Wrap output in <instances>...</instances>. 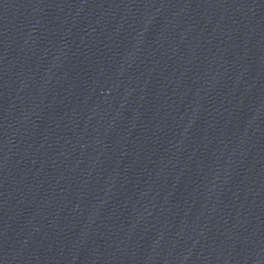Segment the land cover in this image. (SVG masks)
<instances>
[{
	"label": "water",
	"instance_id": "95a60500",
	"mask_svg": "<svg viewBox=\"0 0 264 264\" xmlns=\"http://www.w3.org/2000/svg\"><path fill=\"white\" fill-rule=\"evenodd\" d=\"M0 264H264V0H0Z\"/></svg>",
	"mask_w": 264,
	"mask_h": 264
}]
</instances>
